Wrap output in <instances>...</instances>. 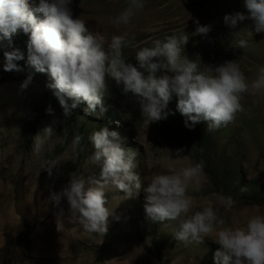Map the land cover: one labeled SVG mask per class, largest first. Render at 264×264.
Listing matches in <instances>:
<instances>
[{
    "label": "rangeland",
    "instance_id": "obj_1",
    "mask_svg": "<svg viewBox=\"0 0 264 264\" xmlns=\"http://www.w3.org/2000/svg\"><path fill=\"white\" fill-rule=\"evenodd\" d=\"M30 4L35 7L38 0H30ZM126 6V0H73L71 4L74 17L100 33L105 47L113 35L128 33L136 46L124 48L123 54L134 64L139 48L186 32L190 39L184 55L200 62L201 69L204 64L234 60L250 82L258 67L264 66V32L256 33L250 19L238 22L235 29L223 21L226 14L247 16L244 0H145L143 11L131 24L117 28L111 19ZM197 21L211 26L206 37L192 35ZM248 30L253 35H248ZM241 38L248 39L249 48L236 47ZM27 40L20 32L7 50L17 48L27 54ZM4 50L0 48V264H216L214 253L219 245L214 237L199 244L185 243L175 239L176 222H147L142 190L131 199H125L123 193H108V207L115 209L119 220L109 218L104 237L68 222V204L62 198L59 208L65 210L64 227L57 230L59 208L50 201V194L65 188L71 173L99 175V167L87 158L94 152L89 136L102 127L116 131L123 145L137 153L135 170L143 186L168 165L178 168L203 161L204 187L199 192L189 191L194 197L193 211L211 202L231 227L243 226L251 215L264 214V201L246 204L243 200V194L250 195L252 188L264 190V94L246 95L244 110L226 127L208 130L206 122H201L189 129L176 111L175 94L168 104L167 119L150 123L142 117L135 98L124 95L122 86L109 80L103 106L98 105L95 113H86L87 105L81 102L65 116L58 98L46 87L47 75L36 72L25 55L17 62L22 71L5 72ZM29 75L32 82L22 90L20 86ZM72 102L68 100L69 105ZM50 125L54 135L37 154L33 137ZM76 135L82 140L73 151ZM179 148L184 149L181 158L175 154ZM217 195L231 196L233 208L226 210L217 202Z\"/></svg>",
    "mask_w": 264,
    "mask_h": 264
},
{
    "label": "clouds",
    "instance_id": "obj_2",
    "mask_svg": "<svg viewBox=\"0 0 264 264\" xmlns=\"http://www.w3.org/2000/svg\"><path fill=\"white\" fill-rule=\"evenodd\" d=\"M72 2L38 0L33 7L30 0H0V48L5 49L3 70H23L17 62L24 59V54L17 48L7 50L12 46L13 36L22 32L28 37V64L36 72L47 75L46 87L58 98L65 116H70L71 109L81 102L87 105L86 113H95L98 105L103 106L109 80L122 86L124 95L135 98L142 117L150 123L167 119L168 104L175 94L176 111L184 117L185 127L189 129L201 122H206L208 130L226 127L244 110L242 101L246 95L264 94V66L258 67L250 82L234 60L219 65L204 64L201 69L200 62L184 55L190 39L186 32L154 40L151 47L139 48L135 64L129 62L123 49L136 45L128 39V33L113 35L105 47L100 33L91 31L84 20L74 17ZM126 4L111 19L117 28L129 26L133 17L143 11L145 0H126ZM244 6L248 15L226 14L225 25L235 29L238 22L250 19L256 33L264 32V0H244ZM196 24L192 35L206 37L211 26L200 25L199 21ZM248 35L253 32L248 30ZM236 47L249 48L248 39L237 40ZM32 79L29 75L21 89H26ZM68 100L73 101L71 105ZM54 132L50 125L36 134L33 151L41 153ZM81 140L80 135L74 137L73 151ZM89 140L94 152L87 162L99 167V175L85 177L71 173L68 185L49 197L58 208L62 198H66L68 222L79 225L86 233L104 237L109 230V218L119 220L115 209L108 207V193H123L125 199H131L142 190L146 221L176 222V240L199 244L214 237L213 241L219 245L214 253L216 264H264V214L251 215L243 226L231 227L226 226L211 202L193 211L194 197L189 191L199 192L204 187L203 161L178 168L168 165L165 172L153 175L143 186L135 170L137 153L123 145L116 131L102 127L92 132ZM183 151V148L177 149L176 157L181 158ZM48 170L50 173L51 168ZM216 199L226 210H231L235 204L231 196L217 195ZM64 218L65 210L59 208L58 231L64 227Z\"/></svg>",
    "mask_w": 264,
    "mask_h": 264
},
{
    "label": "trees",
    "instance_id": "obj_3",
    "mask_svg": "<svg viewBox=\"0 0 264 264\" xmlns=\"http://www.w3.org/2000/svg\"><path fill=\"white\" fill-rule=\"evenodd\" d=\"M27 57V54H24ZM206 173L209 175V171L206 168ZM251 194L247 195V193L243 194V200L246 202V204H261L262 201H264V190L252 188ZM21 236L16 238V242L20 243ZM11 244V242L8 243V246Z\"/></svg>",
    "mask_w": 264,
    "mask_h": 264
}]
</instances>
